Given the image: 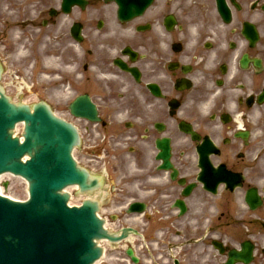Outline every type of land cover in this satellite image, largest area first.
Returning <instances> with one entry per match:
<instances>
[{"label":"flooded vegetation","instance_id":"flooded-vegetation-1","mask_svg":"<svg viewBox=\"0 0 264 264\" xmlns=\"http://www.w3.org/2000/svg\"><path fill=\"white\" fill-rule=\"evenodd\" d=\"M84 2L0 13L5 88L77 128L117 230L145 205L140 261L226 264L244 245L264 264V0H153L128 20L114 1ZM11 24L36 39L32 60L14 59ZM79 101L91 118L73 115Z\"/></svg>","mask_w":264,"mask_h":264},{"label":"water","instance_id":"water-1","mask_svg":"<svg viewBox=\"0 0 264 264\" xmlns=\"http://www.w3.org/2000/svg\"><path fill=\"white\" fill-rule=\"evenodd\" d=\"M25 122L24 143L12 130ZM76 137L43 107L0 99V175L30 183L21 203L0 195V264H93L102 254L95 241L107 237L89 204L69 208L60 195L69 185H85L72 159ZM30 159L23 162L25 156ZM114 239V238H112Z\"/></svg>","mask_w":264,"mask_h":264},{"label":"rangeland","instance_id":"rangeland-1","mask_svg":"<svg viewBox=\"0 0 264 264\" xmlns=\"http://www.w3.org/2000/svg\"><path fill=\"white\" fill-rule=\"evenodd\" d=\"M6 194L16 199H24L26 194L25 187L22 182L14 181L13 187L9 191H7ZM109 253H111L110 250Z\"/></svg>","mask_w":264,"mask_h":264}]
</instances>
